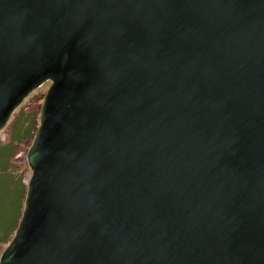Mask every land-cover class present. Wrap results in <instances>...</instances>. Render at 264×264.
I'll return each instance as SVG.
<instances>
[{
    "label": "water",
    "instance_id": "1",
    "mask_svg": "<svg viewBox=\"0 0 264 264\" xmlns=\"http://www.w3.org/2000/svg\"><path fill=\"white\" fill-rule=\"evenodd\" d=\"M47 79L0 264H264V0H0V130Z\"/></svg>",
    "mask_w": 264,
    "mask_h": 264
},
{
    "label": "rangeland",
    "instance_id": "2",
    "mask_svg": "<svg viewBox=\"0 0 264 264\" xmlns=\"http://www.w3.org/2000/svg\"><path fill=\"white\" fill-rule=\"evenodd\" d=\"M51 83L47 79L33 88L0 130V206L6 203L5 211L9 215L7 229L1 232V236L15 227L19 208L21 212L24 208L26 194L22 197V183L27 190L32 176L27 154L40 125L43 103ZM13 235L14 232L9 237L7 235V240L3 237L5 241L0 243V255Z\"/></svg>",
    "mask_w": 264,
    "mask_h": 264
},
{
    "label": "trees",
    "instance_id": "3",
    "mask_svg": "<svg viewBox=\"0 0 264 264\" xmlns=\"http://www.w3.org/2000/svg\"><path fill=\"white\" fill-rule=\"evenodd\" d=\"M22 182V181H21ZM22 185H23V195H22V197L24 196V193L26 194V190H25V185L22 183ZM6 203H3V205H1L0 206V243L1 242H4L5 240H7L8 239V237H9V235L12 233V232H15V230H16V228H17V226H18V222H19V220H20V217H21V214H22V212L20 211V208H19V213H18V217H17V221H16V223H15V227L12 229V230H10V231H8V237H6L7 235L6 234H3L2 236H1V232L2 231H6V229H7V226H8V220H9V215L8 214H6L7 212L5 211L6 210V205H5ZM10 206V205H9ZM5 238V240H4V238Z\"/></svg>",
    "mask_w": 264,
    "mask_h": 264
}]
</instances>
